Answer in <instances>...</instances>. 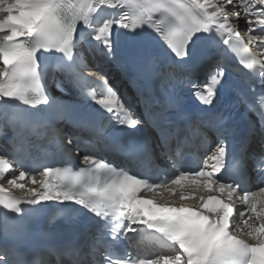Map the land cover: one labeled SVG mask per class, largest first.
I'll list each match as a JSON object with an SVG mask.
<instances>
[{
	"label": "snow or ice",
	"instance_id": "snow-or-ice-1",
	"mask_svg": "<svg viewBox=\"0 0 264 264\" xmlns=\"http://www.w3.org/2000/svg\"><path fill=\"white\" fill-rule=\"evenodd\" d=\"M229 52L242 65L235 69L240 84L229 73ZM45 54L56 59L51 75L68 100L48 90ZM177 73L185 88L169 92L165 86ZM113 79L127 81L135 102L109 83ZM90 84L103 91L89 90ZM247 85L264 106V0H0V105L17 110L13 138L0 154V234L26 211L55 204L84 221L50 250L65 255L58 264H264V119L258 132L248 126L238 150L230 152L227 142L240 127L225 108L248 104ZM145 125L165 155L173 140L181 144L201 127L216 132L218 142L198 169L179 168L157 182L95 154L83 155L86 167L78 170L45 166L39 179L23 163L35 150H66L77 137L105 145L131 142ZM250 158L258 174L255 191L245 167ZM232 160L240 165L237 178L225 180ZM25 178L33 186L23 197L4 187L6 181L24 189L19 181ZM146 230L172 254L125 258L120 248L131 247L130 234ZM0 264L35 260L4 246Z\"/></svg>",
	"mask_w": 264,
	"mask_h": 264
},
{
	"label": "bare ground",
	"instance_id": "bare-ground-1",
	"mask_svg": "<svg viewBox=\"0 0 264 264\" xmlns=\"http://www.w3.org/2000/svg\"><path fill=\"white\" fill-rule=\"evenodd\" d=\"M123 10L125 11V9H123ZM101 16L104 17V15L102 13H101ZM240 31H241V34L243 35V33L246 31V28L242 25L240 28ZM116 83H119L120 90H121V92H123L125 90L124 89L125 87L122 85V83L119 80H117ZM3 183L6 184L5 181Z\"/></svg>",
	"mask_w": 264,
	"mask_h": 264
}]
</instances>
